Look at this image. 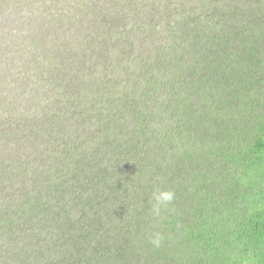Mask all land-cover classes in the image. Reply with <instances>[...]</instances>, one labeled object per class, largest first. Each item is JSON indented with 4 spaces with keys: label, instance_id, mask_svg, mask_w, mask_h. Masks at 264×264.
I'll use <instances>...</instances> for the list:
<instances>
[{
    "label": "trees",
    "instance_id": "1",
    "mask_svg": "<svg viewBox=\"0 0 264 264\" xmlns=\"http://www.w3.org/2000/svg\"><path fill=\"white\" fill-rule=\"evenodd\" d=\"M0 264H264V0H0Z\"/></svg>",
    "mask_w": 264,
    "mask_h": 264
},
{
    "label": "clouds",
    "instance_id": "2",
    "mask_svg": "<svg viewBox=\"0 0 264 264\" xmlns=\"http://www.w3.org/2000/svg\"><path fill=\"white\" fill-rule=\"evenodd\" d=\"M175 193L171 190H158L153 192L152 200L154 204L152 206V214L154 217H159L161 209L167 207L174 199ZM163 237L159 232L153 233L150 237V242L155 246L159 247Z\"/></svg>",
    "mask_w": 264,
    "mask_h": 264
}]
</instances>
